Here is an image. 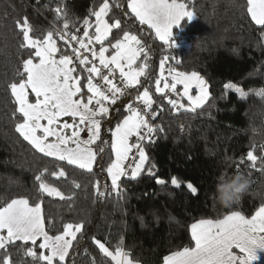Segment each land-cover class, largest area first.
<instances>
[{"label":"trees","instance_id":"16d2710c","mask_svg":"<svg viewBox=\"0 0 264 264\" xmlns=\"http://www.w3.org/2000/svg\"><path fill=\"white\" fill-rule=\"evenodd\" d=\"M102 2L0 0V207L14 198L27 197L33 205L42 200L45 221L53 222L46 223V230L53 236L63 231L65 223H83V232L78 234L79 244L71 250L67 264H93V260L95 264H113L93 243V237L113 252L123 238V247L133 261L162 264L163 257L172 251L194 246L190 224L196 220L222 218L233 210H241L250 217L264 204V170H257L264 168V99L254 94L264 88V29L252 22L247 13V0H185L195 17L173 26L172 39L176 46L168 48L161 44L153 30L135 20L127 9V0H117L120 8L110 0L112 12L106 19L111 23L118 18L127 23L120 30H113L108 43L121 38L124 30L141 39L149 52L147 75L130 93L136 97L145 87L149 88L155 100L154 110L163 107L153 122L164 129L156 133L155 143L145 145L148 156L145 171L135 180L123 177L118 182L123 189V197L118 199L112 192L110 177L101 168V164L106 169L111 162L108 125H104L102 137L108 141L103 159L98 156L94 174H89L36 152L15 131L19 121L13 117L16 105L8 89V84L18 82L16 72L21 69L22 60L28 58V53L20 49L22 34L16 27L17 19L27 16L35 29L31 35L42 40L53 24L56 28L63 25V20H55L53 9L56 7H66L68 14L80 21L76 27L70 26L72 33L85 17L94 23L95 17L89 15V9L98 10ZM54 39L60 49L57 58L74 56L72 46L59 37L54 36ZM95 47L99 49V45ZM111 51L106 54L110 55ZM165 55L175 58L170 61L171 67L185 72L197 71L206 79L210 93L206 107L195 112L174 113L166 100L155 92L159 61ZM74 63L76 74L83 76L86 84V71L79 68L77 60ZM227 82L237 84L250 95L246 100H241L231 90L225 95L223 85ZM177 88L181 90L180 86ZM84 92L86 100L89 95L86 88ZM129 101L131 98L126 95L118 102L119 113L112 112V127L128 114L123 105ZM63 120L72 122L70 117ZM249 150L258 158L256 168H251V162L246 159ZM241 159L244 163L239 164L240 170L251 173V186L237 204L222 208L212 197L214 177L224 168L234 173ZM153 164L155 174L150 176L147 168ZM44 168L48 169L45 181L66 197L71 196V200L39 194L35 176ZM59 168L66 171L67 179L51 175ZM173 176L181 183L179 189L171 185ZM157 178L164 179L165 185L156 184ZM97 179L101 190L107 184L106 191L110 195H97L93 187ZM73 181L80 187H74ZM189 182L198 188V195L194 196L187 189ZM23 243L17 242L18 245ZM38 244L39 241L36 246L28 242L20 251L11 248L13 264H34L25 252L33 247L39 255L42 250Z\"/></svg>","mask_w":264,"mask_h":264},{"label":"snow or ice","instance_id":"6c2138e0","mask_svg":"<svg viewBox=\"0 0 264 264\" xmlns=\"http://www.w3.org/2000/svg\"><path fill=\"white\" fill-rule=\"evenodd\" d=\"M113 3L116 8L121 7L117 0H113ZM127 9L140 25H147L153 30L156 38L168 48L176 46L172 39L173 26H179L182 20L195 17L194 11L189 9L185 0H127ZM53 11L55 20H63V25L56 28L53 24V28L47 31L42 40L31 35L35 29L27 16L15 22L22 34L20 49L28 53V58L22 60V67L16 72L18 82L8 84L16 105L13 117L19 121L15 124V131L43 156L94 174L98 156L102 161L108 146V141L102 139L104 125L107 124L111 137V157L114 158L110 157L111 162L106 169H103L102 164L101 168L111 179L112 192L120 199L123 197V189L118 181L123 177L135 180L145 171L148 160L145 145L155 143L156 133L164 131L160 125L152 123L163 111V107L154 110L155 100L147 87L135 97V102L143 107H136L129 101L123 105L128 114L115 127L111 126L114 118L112 112L119 113L117 104L129 94L126 90L136 88L141 84V78L146 77L149 52L141 39L128 30H124L122 37L114 43H108L113 30H120L127 23L118 18L111 23L106 19L112 12L110 0H103L98 10L89 9V15L94 16L95 21L93 23L89 17L83 19V36L69 32L70 26L76 27L80 21L72 18L66 7L58 6ZM247 13L255 25L264 29V0H247ZM93 28L94 33L90 31ZM76 31L79 32L80 29L77 28ZM54 36L59 37L69 47L72 41L78 44V47L72 48V52L79 62V68L88 73L86 84L83 83V76L76 74L77 65L72 56L60 55L57 59L60 49ZM95 45H99L98 51ZM110 49L111 54L106 55ZM81 50L90 53L91 59ZM174 59L165 55L159 61L155 92L166 100L174 113L203 109L210 98L208 82L197 71L185 72L171 67L170 61ZM138 61L141 62L137 67ZM117 73L122 86L115 82ZM95 80L100 83L94 82ZM178 85L182 86V91L178 90ZM223 87L225 95L231 90L241 100H246L250 95L232 82L225 83ZM85 88L89 94L86 100ZM193 89L195 95L192 94ZM254 94L264 99V88L256 90ZM172 96L176 98H171ZM183 99L187 100V104L181 102ZM64 117H70L72 122L63 120ZM68 130H71V135ZM85 131L86 139L81 136ZM132 138H135V143L130 142ZM133 149L136 150L138 160L134 157V165L126 166ZM246 159L251 162V168H256L258 158L252 150L247 152ZM242 163L243 159L236 165L234 173L241 172L239 164ZM155 167L153 164L147 168V174L154 175ZM47 173L48 169L44 168L35 176L39 194L71 200V196L66 197L57 187L45 181ZM231 174L233 173L224 168L214 180L217 183L218 177L226 179ZM51 175L57 179H67L63 168ZM165 183L164 179H156L158 185ZM73 184L76 188L80 187L74 181ZM171 185L177 189L181 187L175 176L171 178ZM93 187L99 197L110 195L106 191L107 184L101 190L98 179ZM186 187L194 196L199 194L198 188L192 183H187ZM42 203L40 200L33 205L27 197H20L0 207V264H13L11 248L20 251L28 242L36 246L38 241V247L42 250L39 255L33 247H28L25 252L34 264H67L71 250L79 244L78 234H82L84 225L65 223L62 232L55 236L50 235L46 230V223L53 222L45 221ZM141 221L143 224V218ZM190 234L194 246H184L180 250L172 251L163 257L162 264H252L257 259V251L264 250V204L250 217L241 210H233L222 218L196 220L190 224ZM17 242L24 243L18 245ZM93 243L113 264H138L125 251L123 238L114 252L95 237Z\"/></svg>","mask_w":264,"mask_h":264},{"label":"clouds","instance_id":"9594fccd","mask_svg":"<svg viewBox=\"0 0 264 264\" xmlns=\"http://www.w3.org/2000/svg\"><path fill=\"white\" fill-rule=\"evenodd\" d=\"M252 180L244 172L233 173L228 178L218 177L214 187V203L222 208H231L247 193Z\"/></svg>","mask_w":264,"mask_h":264},{"label":"built area","instance_id":"2783aa9c","mask_svg":"<svg viewBox=\"0 0 264 264\" xmlns=\"http://www.w3.org/2000/svg\"><path fill=\"white\" fill-rule=\"evenodd\" d=\"M80 29H81V32H82V31H83V28H80ZM69 39H70V37H69ZM71 46H72L73 48L78 47V45L75 43V41H72V42H71ZM81 51H82V53H83L84 55H88V56H89V59H91L90 53L83 52V50H81ZM72 58H73V61L76 60V59H75V54H74V56H72ZM97 63H98V61H97ZM89 66H90V65H89ZM105 74H107L106 71H105ZM94 82L100 83L99 80H95ZM115 82H116L118 85H120V78H119V75H117V74H116V81H115ZM120 86H122V85H120ZM126 91L129 93L127 96L131 98V101L134 103V106H136V107H141V108H142L143 106H142L141 104H137V103L135 102V97H133V96L131 95V93H130V89H128V90H126ZM169 95L171 96V94H169ZM171 98H176V97L172 96ZM152 123H154V122L152 121ZM154 124H155V123H154ZM155 125H156V124H155ZM85 133H86V131H85V132H82V133H81V136H84ZM130 142H131V143H135V142H136L135 138H132ZM134 157H135V160H138V155H137L135 149L132 150V153H131L130 156H129V160L126 162V166H127V165H134V162H135V160L133 159ZM129 176H130V170H129Z\"/></svg>","mask_w":264,"mask_h":264},{"label":"crops","instance_id":"0c3cea01","mask_svg":"<svg viewBox=\"0 0 264 264\" xmlns=\"http://www.w3.org/2000/svg\"><path fill=\"white\" fill-rule=\"evenodd\" d=\"M68 122H69V120H68ZM42 123H46V121H42ZM68 134L71 135V130H68ZM82 138H85V139L87 138V132L85 133L84 136H82ZM45 254H47V253L45 252ZM237 254H239L238 250H237ZM252 264H264V254H263L262 250L257 251V259L255 261H253Z\"/></svg>","mask_w":264,"mask_h":264},{"label":"rangeland","instance_id":"374dc122","mask_svg":"<svg viewBox=\"0 0 264 264\" xmlns=\"http://www.w3.org/2000/svg\"><path fill=\"white\" fill-rule=\"evenodd\" d=\"M77 28H83V24L81 23V24H79L78 25V27ZM91 32H93L94 33V28L92 29V31ZM71 34H76V35H78V36H83V31L81 32V29H80V31L79 32H77V31H75V32H72ZM70 37V36H69ZM76 43V42H75ZM77 44V43H76ZM78 45V44H77ZM96 46V45H95ZM91 47V46H90ZM98 51V50H97ZM107 55V54H106ZM58 59V58H57ZM171 66V65H170ZM166 72H167V69L165 70ZM87 76H88V73L86 72V78H87ZM181 87V90L180 91H182V86L181 85H178L177 87ZM192 94L193 95H195L196 93H195V89H193V91H192ZM181 102L182 103H184V104H187V100L186 99H183V100H181ZM263 251V254H264V250H262Z\"/></svg>","mask_w":264,"mask_h":264}]
</instances>
